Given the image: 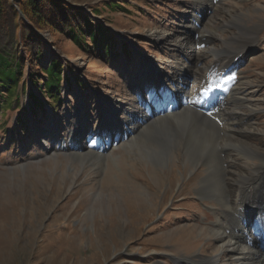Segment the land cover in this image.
Instances as JSON below:
<instances>
[{"label": "rangeland", "instance_id": "374dc122", "mask_svg": "<svg viewBox=\"0 0 264 264\" xmlns=\"http://www.w3.org/2000/svg\"><path fill=\"white\" fill-rule=\"evenodd\" d=\"M63 1L94 14L117 41L112 56L101 57L96 51L83 54L45 31L43 67L58 58L72 69L63 66L70 81L60 87V102L37 93L38 87L28 86L23 93L20 86L10 108L0 107V264H202L200 259L215 257L217 245L208 231L223 208L215 198L198 194L204 165L189 167L179 148L162 164L163 154L138 150L149 140L144 133L125 148L105 150L103 169L93 166L92 157L82 165L68 147L78 126V143H90L97 153L103 141L92 145L89 136L106 122L124 128L130 117L141 124L148 117L141 112L152 88L149 79L157 73L153 108L173 90L180 91L177 104L185 102V91L192 98L186 105L192 109L171 118V131L210 132L211 124L194 111L210 116L222 109L233 88L246 89L254 107L236 102L234 113L252 115L246 142L264 155V0ZM176 39L181 41L177 45ZM182 39L193 44L189 57L181 54L187 47ZM244 52L231 78L204 88L216 59L225 63ZM222 83V94H208ZM30 91L41 110L33 112ZM238 122L239 129L246 128ZM158 142L178 144L164 135ZM197 147L208 154L211 142ZM232 263L229 255L218 261Z\"/></svg>", "mask_w": 264, "mask_h": 264}, {"label": "bare ground", "instance_id": "6f19581e", "mask_svg": "<svg viewBox=\"0 0 264 264\" xmlns=\"http://www.w3.org/2000/svg\"><path fill=\"white\" fill-rule=\"evenodd\" d=\"M195 21H198L197 17H195ZM186 39L188 38L186 37ZM186 39H182V44H186L187 47L181 54H186L185 56L189 57L193 44ZM176 42L177 45L181 41L176 39ZM236 56L237 54H234L225 63L216 59L213 67H217V70L224 68L226 70L228 66L233 64V59ZM193 73H191L190 77L192 79ZM224 74V70L219 72V79L224 80L225 78H222ZM154 75V79H149L150 82L148 84L150 86L151 83L153 89L159 80L157 73ZM194 84L195 79L190 81V85L194 87ZM142 89L144 90L143 87ZM151 89L148 99L149 104L146 103L144 111L141 113L153 115L154 120L149 117L145 122L136 123L138 125H135L129 117V122L124 128H121L120 123L117 121L106 122L101 131L89 136V142H92V145L105 138L102 147L97 153L89 149L91 147L90 143H87L86 146L83 143H78L82 134L81 126H78L74 133V141L68 147L71 151V156L78 159L82 165L86 163L87 158L92 157L95 161L93 166L103 169L101 160L104 161L107 157V154L105 155L103 152L106 150L108 142V146L112 151L113 149L125 148L131 142L136 141L138 139L137 136L142 133H144V136L147 135L149 140L141 142L138 150L143 149L146 152L147 149H152L155 154H163L164 157L160 159L162 164L166 165L174 151L180 149L183 152L182 157L185 163L189 164V167L195 168L199 163L206 167L205 175L198 184V194L202 198H215L221 204V208H223L222 216L218 217L220 219L219 222L213 224L212 231H208L211 232V236L215 239L217 255L204 262L203 259L199 261L202 264H218L219 259L221 260L223 255H229L230 263L233 261L232 264H264V155L261 153L262 151L260 152L255 147L252 148L246 142L247 138L250 139L249 129L252 126V115L247 114L239 117L237 113H234L236 102L237 104L239 102L248 103L251 110L253 109L254 106H252L251 100L248 99L249 97L246 98L248 94L245 92L246 89L244 90L242 87L233 88V93L231 91L230 96L221 104L223 106L222 109L219 108L218 112L214 111L215 113L210 116L201 115L193 110L199 119H204V123L208 121L211 124L212 129L210 132L191 129L179 132L171 131L167 126L172 124L171 118L176 117L180 111L191 107L187 108L175 102V96L180 93L177 89L165 95L164 99H160L156 103V107L153 108L155 105L152 102ZM188 92L181 93L184 95L185 104L192 99ZM175 106L176 108H174ZM162 108H164L163 111ZM170 108L173 110L179 108V110L171 113ZM165 111L170 114L163 116L162 114ZM216 121L219 123L220 130H217L218 124H215L217 123ZM237 121H239V124L243 123L246 128L239 129ZM157 123L160 124L158 128H151ZM174 133H176L175 137L173 136ZM163 135L166 138L171 137L177 140V147L173 148L169 145L162 146L158 144ZM207 141L211 142V149L208 154H205L203 153L205 150L198 148L197 144ZM117 156L119 157V155ZM239 165L244 168H238L237 166ZM228 182L230 186H228ZM226 217L231 218L232 224Z\"/></svg>", "mask_w": 264, "mask_h": 264}, {"label": "trees", "instance_id": "16d2710c", "mask_svg": "<svg viewBox=\"0 0 264 264\" xmlns=\"http://www.w3.org/2000/svg\"><path fill=\"white\" fill-rule=\"evenodd\" d=\"M45 31L68 40L83 54L96 51L101 57L112 56L111 47L117 41L109 28L94 20V14H87L63 0H0L2 110L9 109L13 100L18 99L16 89L20 86L23 93L28 86L38 87L37 93L60 102V87L63 82L69 85L70 81L64 71L72 72V69L58 58H52L43 67ZM121 47L127 56L126 44L122 43ZM28 99L33 103V112L42 109L36 93L30 91Z\"/></svg>", "mask_w": 264, "mask_h": 264}]
</instances>
